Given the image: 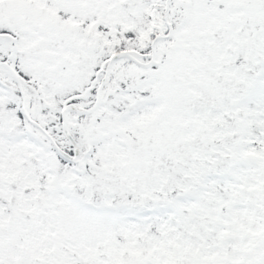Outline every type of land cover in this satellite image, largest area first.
I'll use <instances>...</instances> for the list:
<instances>
[{
  "label": "snow or ice",
  "instance_id": "1",
  "mask_svg": "<svg viewBox=\"0 0 264 264\" xmlns=\"http://www.w3.org/2000/svg\"><path fill=\"white\" fill-rule=\"evenodd\" d=\"M0 264H264V0H0Z\"/></svg>",
  "mask_w": 264,
  "mask_h": 264
}]
</instances>
